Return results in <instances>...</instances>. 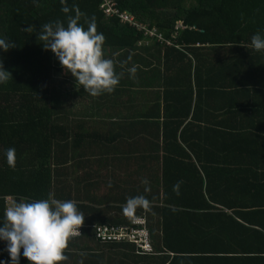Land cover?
<instances>
[{"label":"trees","instance_id":"trees-1","mask_svg":"<svg viewBox=\"0 0 264 264\" xmlns=\"http://www.w3.org/2000/svg\"><path fill=\"white\" fill-rule=\"evenodd\" d=\"M66 2L69 14L60 0H0V37L14 45L0 50L12 77L0 84V215L7 197L74 201L82 233L59 264H264V108L254 114L251 93L240 101L246 92L220 80L245 67L250 90L264 82L251 46L264 30V0H111L132 21L106 12L104 0ZM73 4L105 37L103 55L119 76L111 93L89 95L39 38L44 23L66 24ZM59 74L67 91L54 94ZM88 163L121 167L125 177H75ZM136 196L143 201L126 208ZM226 210L235 225L221 247H207L209 214ZM97 224L143 227L150 250L98 241ZM0 260L9 262L3 241ZM19 264H28L22 255Z\"/></svg>","mask_w":264,"mask_h":264},{"label":"clouds","instance_id":"clouds-1","mask_svg":"<svg viewBox=\"0 0 264 264\" xmlns=\"http://www.w3.org/2000/svg\"><path fill=\"white\" fill-rule=\"evenodd\" d=\"M36 2L33 0V3ZM60 2L61 12L69 14L66 0ZM71 12L73 14L66 15V24L58 19L40 26L38 35L42 45L54 54L63 70L70 73L75 83L89 95L111 93L119 83V76L114 71L113 60L103 55L105 37L96 30L95 17L87 16L75 4ZM82 18L83 23L80 22ZM27 30L31 31V28ZM13 46L12 41L0 37V50L7 51ZM251 46L255 51H264V30H258L251 36ZM128 71L134 74L136 68L131 67ZM10 78L11 73L0 62V84ZM3 154L8 167L14 169L15 148L9 147ZM142 183L147 185L148 181L144 179ZM143 199V196L130 197L125 207L134 208ZM83 221L84 214L77 210L72 200H14L0 215V241L5 242L8 264H19L21 255L28 264H59L66 260L64 250L68 240L80 234ZM0 264H5V261L0 260Z\"/></svg>","mask_w":264,"mask_h":264},{"label":"crops","instance_id":"crops-1","mask_svg":"<svg viewBox=\"0 0 264 264\" xmlns=\"http://www.w3.org/2000/svg\"><path fill=\"white\" fill-rule=\"evenodd\" d=\"M212 45H203L202 47L205 48L206 51H208V49H210ZM224 51V49H223ZM253 55L255 56V65L256 67L258 66V71H257V75L259 76L261 75V77H257L259 79H262V81H264V51H252ZM260 64V65H259ZM255 67V68H256ZM239 68L240 72L243 73V75L239 74L238 76L236 74V72L229 74H223L222 78L220 79L221 81H223L225 84L227 85V89L228 90H234L237 88V90H241V91H245L246 93L248 92V94L245 96L246 93H241V94H236L234 98H241L240 101H243L244 98H248L249 93H251L250 95L254 98L255 100V104L256 106L253 107V111L254 114H262V112L257 111L258 108H264V82H258L257 86L255 88H253L252 90H250V82H252V77L248 76V73L246 72V68L245 67H237ZM235 69L234 67H232V70ZM223 73H225V71H223ZM235 77H241L243 79H239L240 82L245 81L244 85L241 86H235V83L237 82V80L235 79ZM253 91V92H252ZM203 113H206L205 111H203ZM247 128H249L250 126H246ZM259 130H263L264 128H258ZM249 130L251 131H255L253 128ZM84 169L83 168H78V172L75 173V177L79 176H83L84 174H91V172L93 171H97L100 175H102L104 177V175H110V173L117 174L118 177L120 176V178H124L125 173L123 171V169H121V167L118 166H109L108 168H104L103 166L99 169L95 168L94 166H90V163H88ZM133 167V166H132ZM76 171V170H75ZM123 172V173H122ZM71 173V172H69ZM106 185V183H105ZM104 187V186H103ZM104 191V190H103ZM99 194L102 193V188L100 190V192H98ZM7 204L8 206L11 205L12 200L11 197H7L6 198ZM87 215V214H86ZM229 215H233L235 218L238 216L234 215L233 213H231L230 211L226 210V213L224 214H220L219 212H213L209 214V218H207L206 220V245L207 247H221L220 244L223 245V238L224 237H228L229 235L226 233L228 232L230 226H234L235 223L232 221L234 219L230 218ZM238 221H241L240 219H237ZM243 222V221H241ZM259 244L262 245L261 240H258ZM206 251H212V249H208ZM107 254V253H105ZM209 254V253H208ZM103 257L107 258L109 256L104 255ZM108 264H112L111 261L108 262Z\"/></svg>","mask_w":264,"mask_h":264},{"label":"built area","instance_id":"built-area-1","mask_svg":"<svg viewBox=\"0 0 264 264\" xmlns=\"http://www.w3.org/2000/svg\"><path fill=\"white\" fill-rule=\"evenodd\" d=\"M105 2L102 4L103 9L105 8L106 12L113 11L121 19H125L127 21H132V17L129 15L127 11L119 12L117 9L114 10V4L111 0H104ZM132 223L137 225L143 223V220L138 218H134ZM95 231V239L101 242L107 241H121L128 240L134 242L137 247H140L144 250H150V245L148 242V232L145 228L133 227L130 225H94ZM80 234L74 235L71 238L79 237L82 233V225L79 228Z\"/></svg>","mask_w":264,"mask_h":264},{"label":"rangeland","instance_id":"rangeland-1","mask_svg":"<svg viewBox=\"0 0 264 264\" xmlns=\"http://www.w3.org/2000/svg\"><path fill=\"white\" fill-rule=\"evenodd\" d=\"M60 75H62V74H59L58 75V77L55 79V81H54V84L52 85L53 86V89H54V94H62L63 93V91H67L66 90V83L64 82V80H63V77L62 76H60ZM82 95V94H81ZM82 96H84V97H86V98H88V99H90V96H86V95H82ZM78 100H79V96H78V98L76 97L75 99H71V101L74 103H77L78 102ZM63 102V101H62ZM75 112L76 113H78V110L77 109H75ZM123 173V172H122Z\"/></svg>","mask_w":264,"mask_h":264}]
</instances>
